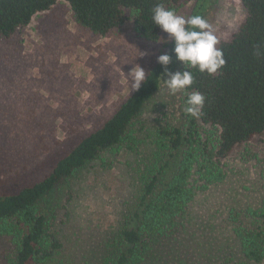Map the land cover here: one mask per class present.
I'll use <instances>...</instances> for the list:
<instances>
[{"label": "trees", "instance_id": "1", "mask_svg": "<svg viewBox=\"0 0 264 264\" xmlns=\"http://www.w3.org/2000/svg\"><path fill=\"white\" fill-rule=\"evenodd\" d=\"M60 1L69 4L77 24L95 34L106 36L131 21L137 35L151 42L162 32L152 24L151 9L162 3L177 12L181 4V0H0V40ZM213 1L197 0L190 16L207 21ZM239 1L243 21L230 38L216 45L223 52L224 66L213 75L189 69L194 80L185 90V102L191 92L202 93L201 114H187V124L181 127L159 129L155 140L159 151L138 170L139 194L105 239L102 264H168L167 258L180 256L178 250H194L196 245L202 252L201 264H264V195L254 203L229 207L224 219H201L196 209L198 194L224 181L222 159L264 135V0ZM173 47L168 40L165 53L171 63L182 65ZM162 72L154 64L140 89L59 158L49 174L16 192L0 191V237L10 243L6 264L57 259L62 244L52 226L59 205L49 196L103 152L126 143L133 150L131 144L141 142L135 136V121L159 90L157 75ZM162 149L171 155L176 151L172 161L164 160Z\"/></svg>", "mask_w": 264, "mask_h": 264}, {"label": "rangeland", "instance_id": "2", "mask_svg": "<svg viewBox=\"0 0 264 264\" xmlns=\"http://www.w3.org/2000/svg\"><path fill=\"white\" fill-rule=\"evenodd\" d=\"M196 1L181 0L177 13L190 16ZM206 16L220 41L237 30L245 11L239 0H214ZM160 37L168 39L164 32ZM139 51L146 55L139 56ZM164 53L165 43L138 36L131 21L106 36L81 27L64 1L1 39L0 191L16 192L49 174L59 158L100 127L132 93L125 78L131 63L147 73ZM167 68L183 72L177 63ZM185 95V90L169 95L161 82L136 118L135 136L141 142L131 144L133 150L126 143L103 152L49 196L59 205L52 231L62 246L57 259L45 264H102L105 239L139 194L140 169L159 151V129L187 124ZM161 151L164 160L176 155ZM221 164L224 181L198 194L201 219H224L229 207L254 203L264 195V135L236 148ZM9 244L0 237V264H6ZM197 248H182L178 258L166 262L201 264Z\"/></svg>", "mask_w": 264, "mask_h": 264}, {"label": "clouds", "instance_id": "3", "mask_svg": "<svg viewBox=\"0 0 264 264\" xmlns=\"http://www.w3.org/2000/svg\"><path fill=\"white\" fill-rule=\"evenodd\" d=\"M151 21L154 26H158L162 32L167 34V38L174 45L175 58L186 69L183 72H169L167 66L171 62V57L167 53L157 57L156 62L163 69L161 75L157 76L169 95L184 92L191 87L194 77L189 69H196L201 73L213 75L224 66L223 52L216 47L218 39L209 23L202 16H184L166 8L164 4L158 3L151 9ZM168 39L159 37L158 40L154 41L167 43ZM139 53V56L146 55L144 52L139 51ZM131 64L133 66L130 71L126 75L124 73L129 85L128 94L138 91L142 83L147 81L149 74H146L139 64ZM204 102V95L193 91L187 95L184 111L192 117H199Z\"/></svg>", "mask_w": 264, "mask_h": 264}]
</instances>
